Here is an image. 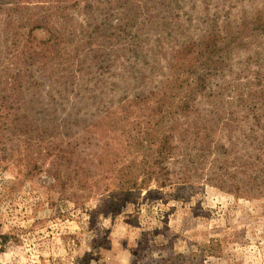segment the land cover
I'll return each mask as SVG.
<instances>
[{
  "label": "rangeland",
  "instance_id": "1",
  "mask_svg": "<svg viewBox=\"0 0 264 264\" xmlns=\"http://www.w3.org/2000/svg\"><path fill=\"white\" fill-rule=\"evenodd\" d=\"M263 22L264 0H0V264H264ZM171 99L197 107L169 182L153 158L114 216Z\"/></svg>",
  "mask_w": 264,
  "mask_h": 264
},
{
  "label": "trees",
  "instance_id": "2",
  "mask_svg": "<svg viewBox=\"0 0 264 264\" xmlns=\"http://www.w3.org/2000/svg\"><path fill=\"white\" fill-rule=\"evenodd\" d=\"M260 19H262V18H260ZM263 25H264V22H263ZM263 31H264V28H263ZM227 33H229L230 36H232L234 34V31L230 29L229 31H227ZM118 35H120V33H118ZM232 37H234V36H232ZM238 37H239L238 35L235 36L233 38V40L231 41V43L237 44V42H238L237 38ZM217 42H219V38L214 37V38L208 40L207 42H205L203 45L201 44L202 48L198 51V53H201L203 51V48L206 47L200 56V58H203V62H205L206 65L204 66L203 63H200V67L206 68L210 72L211 71H217L218 68H220L222 66V63H221V60L219 59L218 54L220 52H223L224 49L222 47H218ZM225 46L228 47L229 42L225 43ZM194 50L195 49H189L188 52L193 54V53H195ZM193 73H194V71H193ZM207 76H208V74L207 75L204 74V76H198L194 79L195 81H194L193 91L195 93L202 94V97L206 96L205 92L208 90V81H207L208 79H206ZM138 98H139V96L135 97L134 99L137 101ZM193 101L194 100H191V101H188V100L182 101L181 100L180 101L181 104L180 103L176 104L173 101V99H171L169 101V103H168V101H165L164 106H162L160 109H157V111L153 113L151 118H155V120L152 121V119H151V123L150 122L148 123L149 133L147 134V139L143 140L142 142L141 141L136 142V145L138 147H140V149L146 148V151H148V154L146 155V157H147V159L149 158V161L147 163L146 169L145 168L143 169L144 175H143L142 181L140 183L139 182L140 178H138V176H135V175H132L125 180V182L123 183V185L121 187V190L124 191L122 193L123 196H120L118 203L115 201L116 199H113V198L108 203L107 208L112 215H114V216L117 215L118 212L123 207V204L125 202H128V200H130L132 198V196L134 195L135 192L141 191L143 188L147 187L150 180L152 179V177L156 176V173H152V168L154 166L152 167L151 161L153 158L155 160L157 159V161H158L157 164L159 167V173L157 175H160L156 178V183L160 187H165L168 184L169 179H167V178L170 176V174L163 167V165L166 161L169 160V158L171 157V154H173L174 149H172V146L170 145V143L173 142L172 138L175 137V134H176L175 130L176 129L179 130L178 121L181 120L180 118H182V116H184L185 120H191L190 113L192 111L194 113V110L197 107V106L192 105ZM163 108H168V113L166 115L168 117L162 115L159 118L160 113L163 111L162 110ZM167 118H170L173 121V123H172V127H168V129L166 131L164 125H165ZM186 123L187 124L183 125L180 129V137H182V139H184L185 137H188V135L190 134L191 128H192V126L189 124V121H187ZM172 128H175V130H173ZM161 131H163L162 138L159 139V133ZM154 132H156V134H154ZM168 133H170V135H167ZM157 142H159L161 144L160 148L156 147ZM144 143H146V146H144ZM155 149H157V151H154ZM147 159H146V161H147ZM143 167H144V165H143ZM262 171L264 172V170H262ZM159 178H162V179H159ZM254 182L256 183V181H254ZM260 184H261V187L259 186ZM259 185L258 186L260 188H263V190H264V179L261 180V183H259ZM244 188H245L244 190L246 192H248L247 190H249V189H248L247 184L244 185ZM143 237H144V240H146V235H143ZM142 245L143 244H140V248H139L140 254H142V251H143Z\"/></svg>",
  "mask_w": 264,
  "mask_h": 264
}]
</instances>
